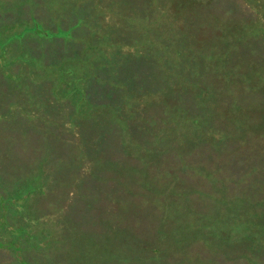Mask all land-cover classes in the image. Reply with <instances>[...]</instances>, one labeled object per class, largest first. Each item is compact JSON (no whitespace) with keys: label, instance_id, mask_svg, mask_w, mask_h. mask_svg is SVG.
Wrapping results in <instances>:
<instances>
[{"label":"trees","instance_id":"trees-1","mask_svg":"<svg viewBox=\"0 0 264 264\" xmlns=\"http://www.w3.org/2000/svg\"><path fill=\"white\" fill-rule=\"evenodd\" d=\"M5 138L0 264H264V0H0Z\"/></svg>","mask_w":264,"mask_h":264},{"label":"rangeland","instance_id":"rangeland-1","mask_svg":"<svg viewBox=\"0 0 264 264\" xmlns=\"http://www.w3.org/2000/svg\"><path fill=\"white\" fill-rule=\"evenodd\" d=\"M62 13H64V11L61 9L60 12L57 13V16H60ZM124 14L122 12H118L117 16L118 17H122ZM11 147V141L8 138L3 139V141L0 140V148L2 150L5 149L6 152H9L8 149ZM239 235V234H237ZM174 253V252H173ZM190 259L186 260V262L177 254L174 253L172 260H170V264H176V262H180V263H187V264H195L196 263V256H192L190 255ZM129 256H125L123 259H121V256H117L114 259L111 260H107L104 264H132L131 259H128ZM83 258H86V255L82 254L80 258H77L75 260L81 261ZM69 261H73V259L69 258ZM201 262H203L204 264H208L210 262V260L208 258H202ZM264 260V259H263ZM74 262V261H73Z\"/></svg>","mask_w":264,"mask_h":264}]
</instances>
